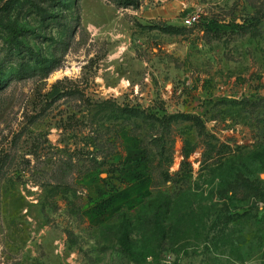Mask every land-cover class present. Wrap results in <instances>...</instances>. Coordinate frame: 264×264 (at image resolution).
Segmentation results:
<instances>
[{"label":"rangeland","instance_id":"1","mask_svg":"<svg viewBox=\"0 0 264 264\" xmlns=\"http://www.w3.org/2000/svg\"><path fill=\"white\" fill-rule=\"evenodd\" d=\"M3 83L0 264H264V0H0Z\"/></svg>","mask_w":264,"mask_h":264},{"label":"trees","instance_id":"2","mask_svg":"<svg viewBox=\"0 0 264 264\" xmlns=\"http://www.w3.org/2000/svg\"><path fill=\"white\" fill-rule=\"evenodd\" d=\"M116 6L118 7H133V8H138L139 7V0H111ZM56 2H61V0H56ZM263 16L257 15L255 24H259L261 22ZM163 31L167 33H179V28H177L175 25H166L165 27L162 28ZM5 83H3L4 86ZM116 109H114L115 111ZM117 110L115 113L118 112V114L123 117V118H128V119H140L143 123L147 122H155L158 124L159 128L162 129V132L158 137H155L153 139V145L154 148L157 150L155 154L158 155V165L162 164V161L166 160L168 155H164L165 152H167L170 148L171 145L166 147V141H165V136L170 134V127L173 123H177L179 121H187L191 122L194 127L197 130V134L199 137H203L206 135V130H205V124L202 121V119L198 115H190L186 113H174V114H166L164 113L162 116L157 117L155 114L146 112L144 109H140L138 107L134 106H123V107H117ZM210 147V150H213L216 148V145L211 144L208 145ZM163 175L165 179L170 180L171 175H169L168 171H164ZM242 181L244 179L242 178ZM242 186H247V183L243 182ZM261 196H264L262 194ZM158 220V219H157ZM155 221V224L157 226L158 221Z\"/></svg>","mask_w":264,"mask_h":264},{"label":"built area","instance_id":"3","mask_svg":"<svg viewBox=\"0 0 264 264\" xmlns=\"http://www.w3.org/2000/svg\"><path fill=\"white\" fill-rule=\"evenodd\" d=\"M198 20V16L195 14V15H191V16H188L186 18L183 19V24L185 26H191V25H194Z\"/></svg>","mask_w":264,"mask_h":264}]
</instances>
